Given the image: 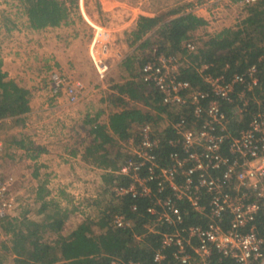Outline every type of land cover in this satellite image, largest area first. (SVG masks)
Wrapping results in <instances>:
<instances>
[{
    "label": "built area",
    "instance_id": "built-area-1",
    "mask_svg": "<svg viewBox=\"0 0 264 264\" xmlns=\"http://www.w3.org/2000/svg\"><path fill=\"white\" fill-rule=\"evenodd\" d=\"M257 1L239 3L245 8ZM85 20L93 29L90 59L103 81L110 69L109 32ZM197 45L193 39L184 48L190 54ZM259 61L264 63V56ZM186 65L185 58L159 53L141 67L143 79L160 96V124L143 125L123 143L127 156L110 171L128 183L109 185L108 192L115 198L148 199L149 218L143 227L145 233L160 236L151 264H171L168 257L173 264H218L222 258L229 264H264V236L256 223L264 211L261 71L253 64L226 78L207 72L209 64L202 63L197 67L204 84L200 88L181 78ZM48 81L51 97L65 95L74 104L83 95L82 83L63 72L52 71ZM2 152L0 139V156ZM14 184L12 175L0 176V222L20 202ZM75 193L77 205L90 197L88 191L77 197ZM191 217L194 222L187 223ZM112 224L130 228L132 220L117 213ZM111 264L145 263L112 260Z\"/></svg>",
    "mask_w": 264,
    "mask_h": 264
},
{
    "label": "trees",
    "instance_id": "trees-1",
    "mask_svg": "<svg viewBox=\"0 0 264 264\" xmlns=\"http://www.w3.org/2000/svg\"><path fill=\"white\" fill-rule=\"evenodd\" d=\"M14 1L19 3L16 7L25 15L31 30L67 23L69 15L79 10L78 0ZM244 9L246 14L236 25L225 27L207 38L195 37L206 20L193 12L166 9L152 16H138L127 37L133 54L122 62L125 78L118 87L119 94L109 93L106 97L108 103L119 107V110L109 114L107 123L91 118L87 120L92 126V142L84 147L82 159L104 171L102 182L106 184L107 191L109 185L128 183L126 177L110 171L117 169L127 156L123 143L138 134L143 125L160 124L159 113L163 111L160 96L141 74L143 64L154 55L163 53L185 58L188 65L181 68V78L193 87H204L201 74L197 71L202 63L209 64L207 72L226 78L256 64L264 82V63L259 61L264 56V0H258ZM15 20L16 17L11 23ZM14 28L15 24H12ZM194 38L197 48L188 54L184 44ZM29 95V89L8 78L0 64V119L26 113L29 110ZM262 97L264 99V94ZM142 103L151 107H143ZM110 195L97 220H85L68 235L63 233L66 212L58 209L52 214L47 213L41 223L22 220L26 222L25 229L13 235L11 240V251L20 256L16 258V263L111 264L112 260H117L151 264L153 253L160 245V236L145 233L143 227L149 218L146 212L148 199L132 198L130 195L115 198ZM133 205L136 210L131 209ZM117 213L132 220L130 228H117L112 224V218ZM192 222L194 218L191 217L187 223ZM256 223L264 236V211L260 212ZM94 227L100 232H95ZM137 236L140 238L137 239ZM168 258L173 264V260ZM229 263L231 261L222 258L218 264Z\"/></svg>",
    "mask_w": 264,
    "mask_h": 264
},
{
    "label": "crops",
    "instance_id": "crops-1",
    "mask_svg": "<svg viewBox=\"0 0 264 264\" xmlns=\"http://www.w3.org/2000/svg\"><path fill=\"white\" fill-rule=\"evenodd\" d=\"M183 1L185 4L177 8V6L174 5L178 4L179 1L173 0L175 3L169 5L170 1L164 0V3H161V5L151 13H141V15L152 16L157 12L166 9H185L184 11L193 12L206 20V24L196 31L195 36H198L201 32L199 37L207 38L217 34L224 27H229L234 22V18L243 10L239 0ZM215 12L217 13V16H220L219 19H215L216 16L211 18V14H214ZM65 25L67 24L34 31H38L36 34L44 35L47 43H50V36L53 37L52 44L55 46L53 51L60 60L61 68L64 69V71L68 74L70 73V75L76 80L79 79L78 73L83 76H86L87 73L92 74L89 75L90 79H92V77H94V72L91 71V68H88V65L85 62H82L83 66L80 64V59L77 58L79 54L75 49H65L64 44L66 39L71 38L69 36L70 29L65 27ZM108 28L107 30L109 32L110 41H113L112 30L114 29ZM120 44V47H124L122 43ZM79 45L85 46L82 45V43ZM115 49L112 47V50ZM69 51L70 54H67ZM80 51L86 52L85 47L80 49ZM80 53L82 54V52ZM112 53H117V51H112ZM71 57H74L77 61L75 69L72 70L66 65V61ZM122 62L123 60L120 63L121 71ZM1 68L8 72L9 76H12L15 73V69L11 66H7V64L1 65ZM15 76L17 77L16 74ZM14 80L19 85L21 84V86L29 89L32 94L29 97V110L26 113L17 117L0 119V139L3 142L2 160H0V167H2V169L0 168V171L6 175L16 176L17 179L13 189L15 194L18 195L20 201L15 209L0 222V264H17L16 258L20 256L11 251L13 246L11 240L13 239V235L20 234V232H23V229H25L26 222H22L24 219L41 223L47 213L52 214L56 209L60 212L64 211L66 212V219L63 226V233L66 235L85 220L89 218L93 221L98 219L100 211L103 209L107 198L111 196V193L107 191L106 184L102 182L104 171L99 167L85 163L82 159L84 147L92 142V135L87 132L89 126V129H91L92 126L89 125L90 123L87 120L91 118L93 121L96 119V122L107 123L109 114L119 110V107H115L106 100L109 93L119 94V91L117 92L116 90L106 88L107 86L104 83L91 94L84 92L81 101L74 104L69 103L65 95H60L56 105L48 112L42 107L39 97L43 95L40 94V92L33 93L31 88L28 87L29 85L26 86L15 78ZM109 81L115 83L118 87L124 81V78L123 80L117 78L114 80L109 79ZM93 83H96V81H93ZM48 115H50L48 120L56 121L55 123L52 121V125L54 124L56 126L54 127L55 130L64 134L72 129L82 138V143H80V138H78V141L76 139L75 142H78L80 148L82 147L83 149L78 151L77 148L71 153L74 158L76 157L75 160L77 161V164L75 167L70 166L71 163L68 162V159L60 156L61 152L57 155L59 159L55 158L52 155V150L47 147L49 139H47L45 134L38 132L36 125H41V121H44L45 117H48ZM31 120L36 123L32 125ZM43 126L48 125L43 123ZM34 148L38 150V155L31 154L30 151ZM3 161L4 164L2 166L1 163ZM49 167L52 168L48 169ZM34 168L40 169L36 171ZM70 168L75 170V173H80L82 175L86 174L88 176L87 180L90 184L89 187H87L88 189H86L89 192L90 197L85 203H83L85 204L84 206H86L85 210L80 208L81 205L75 204L74 200H72L73 197L71 198V196L64 192V190H61L62 192L59 193L60 197L52 198L49 196V190L46 188V170L53 169L62 179L68 181L71 177L70 173L72 172ZM18 178L20 180H18ZM21 195L22 197H20ZM10 226H12L11 230ZM4 247L7 250L4 249Z\"/></svg>",
    "mask_w": 264,
    "mask_h": 264
},
{
    "label": "rangeland",
    "instance_id": "rangeland-1",
    "mask_svg": "<svg viewBox=\"0 0 264 264\" xmlns=\"http://www.w3.org/2000/svg\"><path fill=\"white\" fill-rule=\"evenodd\" d=\"M169 1V5H171V3H175L173 0ZM175 1H179L178 4L174 5L177 6V8L185 4L183 3V0ZM17 3L18 2L14 0H0V64H7V66H11L15 69V73L13 74L14 76H9V73L3 70L7 73L8 78L13 80L15 78L22 84H25L26 86L29 85L28 87L31 88L33 93L40 92V94L43 95L41 96L42 98L39 97L42 107L44 110L49 112L56 105L58 100V97L54 98L50 96V83L48 81L49 73L52 71H60L63 72L64 75H72H70V73L68 74L61 68L59 62L60 60L53 51L55 48L52 44L53 37L50 36V43H47L44 35L42 36L41 34H36L38 31L31 30L28 27L25 15L16 7ZM161 3H164V0H78L79 10L75 13H71L67 18V23H63L67 24L65 27L70 29L69 36L71 37L66 39L64 45L65 49L68 50H72V48H74L79 54L77 58L80 59V64L83 66L82 62H85L88 65V68H91V71L94 72V77H92V79H90L89 76L92 74L87 73L86 76H83L78 73L80 79H78V81H80L83 85V93L85 92L91 94L103 83L107 86L106 88L116 90L118 92L119 86L117 87L116 84L110 82L109 79L114 80L117 78L123 80V78H125V75H123L121 71L120 63L122 60L124 61L131 54H133V47L130 46L127 41L128 33L135 27L136 20L141 13L149 14L161 5ZM80 4L82 5V9H80ZM242 9V12L234 18V22L230 26L236 25L240 18L246 14L244 7ZM184 10L185 9H181L180 11ZM83 13H85L87 19L92 22L102 25L106 27V29L108 27L114 29L112 30L113 41H109L110 53H107L108 57L106 61L110 69L103 81L98 79L96 69L90 59L89 42L92 37L93 29L85 20ZM213 16H216L215 19L220 18V16H217L216 12L211 14V18H213ZM15 17L16 20L14 23H11ZM12 24H15L14 29H12ZM199 35L197 37H199ZM194 40L196 42L195 38ZM81 43L85 46L79 45ZM120 43H122L124 47H120ZM83 47H85L86 52L80 51ZM112 47L114 49L116 47V49L112 50ZM112 51H117V53L113 54ZM80 52H82V54ZM67 54H70V51ZM76 64L77 61L74 57H71L66 61V65L70 68V70L75 69ZM93 81H96V83H93ZM31 94L32 93L30 92V95ZM82 97L83 95L77 102H80ZM142 104L144 105V103ZM48 118H50V115L45 117L44 121H41V125H36L38 132L45 134L47 139H49L47 147L52 150V155L55 158H58L57 155L61 152L60 156L68 159V162L71 163L70 166L75 167L77 164V161L75 160L76 157L74 158L71 153H73V150L77 148L78 151L83 149L82 147L80 148L78 142H75L76 139L78 141V138H80V143H82V138L79 137V135L72 129H70L67 133L61 134L55 130L54 127L56 126L54 124L52 125V121L53 123L56 121H50ZM34 123L36 122L32 121V125ZM43 123H46L48 126H43ZM89 128L87 132L91 134L92 129ZM30 152L33 155H38L39 153L36 148L32 149ZM0 160H2L1 156ZM1 164L3 166L4 161ZM0 168L2 169V167ZM51 168L52 167H49L48 169ZM38 169L40 168H37L36 171ZM70 170H72V172L70 173L71 177L68 181L62 179L55 170H46V188L49 190V196L52 198L60 197L59 193L62 192L61 190H64V192L68 193L72 198V192H76L75 197H77V195L79 196L81 192L87 191V187H89L90 184L87 180L88 176L86 174L82 175L80 173H75V170L72 168H70ZM0 176L4 177L6 174L0 171ZM13 178L16 182V176H13ZM18 180L20 179L18 178ZM82 194L83 193H81V195ZM20 197H22V195ZM86 200L87 199H80V201H83L82 206L80 207L83 208V210L86 208V206H84L85 204H83ZM94 230L97 233L100 232V230L96 227H94Z\"/></svg>",
    "mask_w": 264,
    "mask_h": 264
},
{
    "label": "bare ground",
    "instance_id": "bare-ground-1",
    "mask_svg": "<svg viewBox=\"0 0 264 264\" xmlns=\"http://www.w3.org/2000/svg\"><path fill=\"white\" fill-rule=\"evenodd\" d=\"M84 17L86 18V16L84 15Z\"/></svg>",
    "mask_w": 264,
    "mask_h": 264
}]
</instances>
